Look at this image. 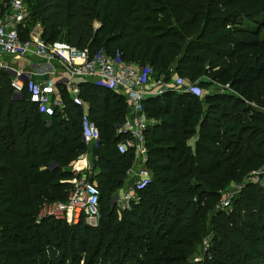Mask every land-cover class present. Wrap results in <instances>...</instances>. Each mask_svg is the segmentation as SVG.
Returning <instances> with one entry per match:
<instances>
[{"label":"trees","instance_id":"1","mask_svg":"<svg viewBox=\"0 0 264 264\" xmlns=\"http://www.w3.org/2000/svg\"><path fill=\"white\" fill-rule=\"evenodd\" d=\"M24 1L23 38L37 21L45 41L63 40L88 55L117 51L166 81L171 69L202 94L163 90L142 101L154 120L145 131L149 180L121 207L110 197L124 187L134 159L131 148L115 147L123 96L77 82L98 130L89 146L80 141L82 105L63 88L62 111L46 115L26 90L12 99L0 72V264H180L207 235L205 264H250L245 257L264 264V184L240 187L231 210L214 211L210 226L204 223L228 180L264 164V0H203L186 19L176 14L191 0ZM85 151L97 168L87 178L98 188L96 223L39 216L42 203L66 198L72 185L60 181L72 174L63 167Z\"/></svg>","mask_w":264,"mask_h":264},{"label":"built area","instance_id":"2","mask_svg":"<svg viewBox=\"0 0 264 264\" xmlns=\"http://www.w3.org/2000/svg\"><path fill=\"white\" fill-rule=\"evenodd\" d=\"M28 17L29 10L24 0H0V55L15 59L32 55L44 63L55 61L59 64L61 72L52 70L48 77L38 79L29 69L12 67L0 61V72L8 79L11 98L21 100L23 90H26L28 100L36 104L41 113L51 115L55 111L54 105H59V112L63 109L61 103L50 99L57 83L66 88L69 99L79 106L82 105V101L78 97V81H91L122 95L128 112L114 125L115 133L122 136L115 147L120 153L131 148L134 152L133 160L137 164L135 168L131 166L128 168L126 172L131 175L130 181L111 195L110 202L121 207L126 206L130 200L136 199L134 189L142 187L149 180V172L143 167L148 119L143 111L142 101L145 95L143 87L152 78V69L147 64H134L122 60L117 51L108 54L99 49L88 55L85 49H77L63 40L45 41L40 35L41 27L37 21L29 28L26 38H23L21 30L26 26ZM177 80L182 79L177 77ZM176 84L178 92H189L197 96L202 94L196 82L187 83L183 87L177 82ZM163 90L164 88L159 87L156 94ZM80 128V141L85 145H94L98 138V130L87 119L84 110ZM229 197L230 195H227L220 202L223 208H227ZM38 215L51 216L67 223L77 222L81 215L84 216V220L87 218L96 220L98 188L93 181L85 177L76 178L64 200L42 203Z\"/></svg>","mask_w":264,"mask_h":264},{"label":"crops","instance_id":"3","mask_svg":"<svg viewBox=\"0 0 264 264\" xmlns=\"http://www.w3.org/2000/svg\"><path fill=\"white\" fill-rule=\"evenodd\" d=\"M0 61L5 62V63L9 64L10 66H12L11 64H14L18 68L29 69L35 73V77L38 79L39 78L44 79L43 77H45V78L48 77L52 70L57 72V73L61 72L60 71L61 68L57 62L53 61L52 63H44V62L39 61L37 57L32 56V55L27 57V58H20V59H15V58H12V57L7 56V55H0ZM126 62H128V61H126ZM131 63L139 64V63L134 62V61H131ZM12 67H14V66H12ZM176 79H177V77L175 76L172 80V83L175 86L174 87L173 84L166 82V80L164 81L162 78H155V79L151 78L143 87V90L145 91L144 99L157 95L156 91L158 90L159 87L164 88V90H175V91H177L178 87L176 86L177 84L174 82ZM60 87L63 88V90L66 92V95H67L66 88L62 87V85L57 83L55 89L53 90L52 95L50 96V99H52L53 101L56 100L58 103H61L63 106V103L61 101V96H60V93H61ZM212 88H213V85L209 89H212ZM113 92H115V91H113ZM115 93H117V92H115ZM67 97H68V95H67ZM58 107H59V105L53 106V108L57 111H58ZM81 108H82V110L87 111L88 106L86 103L82 102ZM127 112L128 111H127L126 105H125L123 117L125 116V114H127ZM146 117H147V115H146ZM147 119H148V125H147V127H148L149 125L154 123V120L150 119L148 117H147ZM39 139H40V137L38 135L34 137V141H32L30 143V145H27V148H26L27 152H30V154H32V153H34V149H36V150L38 149L37 143H38ZM23 142L26 143V140ZM33 145H35V147ZM38 152H40V149L38 150ZM136 164L137 163L134 160H132L131 167L135 168ZM63 170L71 173L72 177L68 180H61L60 182L65 181L67 183H70L71 185H72L73 180L76 178L85 177L86 179L87 178L89 179L90 177H93L97 173V168L93 167L92 158L90 156L89 151H85V152L81 153L73 161L69 162L67 164V166L63 167ZM130 179H131V175L127 174L125 181H124L125 182L124 186L127 185V183L130 181ZM90 181L94 182V180H90ZM91 224H95V223H91Z\"/></svg>","mask_w":264,"mask_h":264},{"label":"rangeland","instance_id":"4","mask_svg":"<svg viewBox=\"0 0 264 264\" xmlns=\"http://www.w3.org/2000/svg\"><path fill=\"white\" fill-rule=\"evenodd\" d=\"M202 1L203 0H191V1H184L183 3H179L181 8L178 9L176 15L179 16L181 19H186L189 16V14H194V13L198 14L203 8L202 6H200V3H202ZM260 36L264 38V29L261 31ZM11 65L14 67H17L14 64H11ZM170 71H171V73H170L169 78L166 82L173 84L172 80L176 76V74L173 72V70L170 69ZM43 78H45V77H43ZM152 78L153 79L162 78L165 81V79L162 76L161 77L156 76L155 74L152 75ZM174 82L175 83L177 82L178 85H180L182 87L185 86L187 83H192L191 81H189L187 79H182L180 81H178L176 79ZM173 86H174V84H173ZM213 88L219 89L218 86H215V85H213ZM183 137H186L187 143L192 145V140L194 138L193 135L187 134ZM248 183H252L256 187L264 184V164L261 165L258 170H255V171L254 170H247V172H245L243 174V176L240 177L239 180H228L227 181V184L222 189H220L216 200H212V203H211L212 207L210 208V211L206 212V217L204 219L205 226H207V227L210 226L209 225V219H210V216H212V213L214 211H221V210L229 211V210H231L233 199H235V197L238 196V194L240 192V187H243L245 184H248ZM238 186H239V188H238ZM227 195H230L229 204H228L227 208H223L220 205V202ZM85 221H86V223H89V224L96 223V220L89 219V218H87ZM208 237H209V235L202 237L201 240L198 241L195 244V246L192 248V250H191L190 254L187 256L186 260L180 264H205L206 252H207V254H209ZM243 260L252 261L250 264L254 263V261L249 259V257H245Z\"/></svg>","mask_w":264,"mask_h":264}]
</instances>
